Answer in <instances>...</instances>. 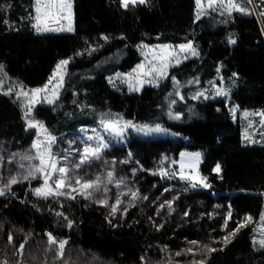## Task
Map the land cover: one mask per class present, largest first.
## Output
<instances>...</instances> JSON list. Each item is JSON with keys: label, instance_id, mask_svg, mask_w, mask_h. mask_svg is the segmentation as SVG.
<instances>
[{"label": "trees", "instance_id": "1", "mask_svg": "<svg viewBox=\"0 0 264 264\" xmlns=\"http://www.w3.org/2000/svg\"><path fill=\"white\" fill-rule=\"evenodd\" d=\"M238 1L246 13L226 16L210 12L197 19L196 0H147L127 9L120 0H73L74 31L39 34L33 27L36 0H0V71L4 73L0 77L7 79L0 87V153L9 154L15 140L27 133L15 88L44 86L57 64L71 59L67 84L56 104L36 110L37 119L57 138L56 143L65 142L69 132L83 124L82 114L92 105L122 113L138 124L165 125L182 137L132 136L126 142L127 160L138 165L134 179L138 194H150L151 200L167 188L179 195V207L184 202L193 204L186 216L166 219L150 208L133 207L120 222L78 198L46 199L25 186H16L10 193H17L15 206L24 221H16L0 207V262L264 264V248L252 242L253 224L264 213V144L243 143L242 124L232 120L230 108L236 105L240 110L264 113V3ZM139 43H193L200 55L139 94L114 90L107 76L140 62L135 49ZM220 65L224 80L232 85L230 104L188 98L189 92L204 88L216 77ZM10 88L13 92L4 94ZM180 92L183 99L178 98ZM184 151L202 153V184L180 178ZM217 164L219 172L214 171ZM162 171L167 175H161ZM204 188L233 194L230 218L201 214L198 203ZM239 223L246 226L225 244L223 238ZM48 234L67 241L63 259L50 250L56 246L48 244ZM190 241H197L198 246ZM22 243L23 253L17 254ZM204 245L216 251L208 253ZM188 248L196 254L175 255Z\"/></svg>", "mask_w": 264, "mask_h": 264}, {"label": "rangeland", "instance_id": "2", "mask_svg": "<svg viewBox=\"0 0 264 264\" xmlns=\"http://www.w3.org/2000/svg\"><path fill=\"white\" fill-rule=\"evenodd\" d=\"M253 1L254 0H252V2ZM237 2L239 3L238 0ZM239 5L241 7L240 3ZM198 12L200 13V19L210 12L218 14L223 13L221 15L231 16L233 13L238 11L233 10L232 14L228 15L227 11L222 8L217 7L216 10L210 9L207 5V0H202V4L200 8H198L197 13ZM246 12L247 11L241 13ZM71 22L74 31L73 0ZM68 23L69 21L67 19H61L59 24H54L51 21H48L50 27H66ZM73 31L40 32L39 34H70ZM187 44L192 45V49H194L197 53L196 55L192 54V49L186 51L180 50V45ZM164 46L169 47L165 50ZM135 49L141 58L140 62L130 70L118 71L106 78L107 83L116 91H125L127 94H139L145 87L158 86L168 78L172 69L180 67L189 60L198 58L200 55L199 49L195 47L193 43H183L178 45H150L147 43H139ZM64 60H67L68 64L66 66L62 65L60 71H57L56 66L53 72V74L56 73V75L53 76L52 74L50 77L52 78V82L49 84L48 80L46 83L48 88L45 91L37 93L33 96L32 90L34 89H25L21 86L18 88L16 87L14 90L16 94L23 92L28 93L27 96L17 95L22 103L27 133L19 136L15 140L11 146L9 154L0 153V189H3L5 193L3 196H0V207L3 208L6 213H9L16 221L23 222L24 220L19 217L17 207L15 206V196H17V193H10V191L16 186H25L27 191L31 190L33 192H35L37 188L44 187L45 174L44 172L37 171V169L41 166L37 153L45 150L47 146L46 136L42 129L39 127L29 128L28 124L31 122L37 125H43V129H46L47 133L53 136L45 123L37 119L36 110L40 106L51 107L52 105H55L60 98V95L67 84L69 66L71 64V59ZM60 62L57 65H59ZM165 64V75L163 77L160 76L159 71H153L154 68L157 70L161 69ZM139 65H144L143 69H140L138 67ZM221 69L222 65L219 66L218 74L212 81L208 82L204 88H199L189 92L187 95L188 98L192 99L194 95L203 92V96H198V98L193 100H225L229 105L231 102L230 90L232 89V85L224 80L221 74ZM3 74L4 73H1L0 71V75ZM61 76L63 78L62 84L59 83ZM141 81H143V83H141ZM6 82L7 79L4 76H1L0 87H2L3 83L6 84ZM130 85L132 86V90H130ZM44 86L39 88H44ZM54 88L56 91L55 95L53 93ZM136 89L139 90L137 91ZM217 93L220 94L218 95ZM224 93H227V95ZM177 95L178 98L183 97L181 92L177 93ZM48 100H52V103H48ZM71 100L72 99L69 101ZM76 107L79 108L78 105H76ZM230 108L232 120L235 122L240 121L242 124L243 143L249 146L264 144V135H262V133H264V126H262V120H264V117L259 115L262 111L240 110L236 105H230ZM29 109L31 110L29 111ZM233 109L235 111H233ZM78 112L79 111H76V113ZM245 113L248 115L245 116ZM82 115L84 118L83 124L73 128L71 132H69V138L65 142L58 145L56 143L57 138L54 136L56 138L55 142L51 143L52 160L46 161V163L55 162L57 168L65 167L68 170L66 183L71 184L76 188H80V185L75 183L77 178H81L83 182V180L95 181L97 177H99V186L101 191H93V195L88 199H85L77 192H70V189L67 187L62 189V191L70 192L71 196L82 200L87 206L99 208L106 215V217L109 219H119L120 222H123L124 217L133 207H139V210L142 211L150 208L156 216L163 219L175 215L179 218L186 216L193 204L190 202H184V204L179 207V195L169 192L170 190L167 188H163L161 193L152 195L151 200H148L150 194L142 196L138 194L135 185L136 183L134 182L135 177L138 175V165L127 160L126 149V142L130 140L132 136L142 139L172 138L178 140L182 137L180 134L162 124H138L127 119L122 113L115 112L111 109L103 110L94 105L89 106ZM101 121L119 122L120 127H123L125 122L129 121L134 126L148 125L149 127L154 128L159 125L164 131L142 132L136 131L135 127H129L124 129L122 136H115L104 129ZM89 136L93 137V139L88 140L87 138ZM98 137H103V142L108 144L107 148L101 149L100 158L90 160L88 163L81 165L78 169L75 168L73 161L77 163L79 162L78 157L83 152L86 145L95 147L98 143ZM33 144H37L38 147H33ZM194 153L201 154L198 162L190 159L191 155ZM182 154L185 155L183 157L182 155L180 156V174L182 172L185 176L196 177L193 181L202 184L199 174V166L202 162V153L200 151H184ZM181 164L184 165L183 169L181 168ZM45 171H51V169L46 168ZM108 172L112 173V183H108ZM60 175L61 174L58 171L54 172L49 179V185L54 186L55 180ZM12 178H15L17 183L12 184ZM117 184H119V187H117ZM132 193H136L135 199H133ZM232 196V193L217 194L209 191L207 188H204L199 201L200 203H198L201 214L208 217L221 214L229 217L230 200ZM67 197L68 196L66 195H49L46 199H67ZM117 197L121 201V204L119 205L121 210L116 213H112L111 207L115 204ZM145 197H147V199H144ZM101 200H106L107 206L101 204ZM11 202H14V205L11 206ZM169 203H171V208L168 207ZM262 215H264V213H262ZM36 223L38 226L41 225L39 220ZM262 229H264V221L260 218L258 222L253 224L252 242L257 248H264L260 246V240L264 239V231H262ZM232 239L233 236L230 237V241Z\"/></svg>", "mask_w": 264, "mask_h": 264}, {"label": "snow or ice", "instance_id": "3", "mask_svg": "<svg viewBox=\"0 0 264 264\" xmlns=\"http://www.w3.org/2000/svg\"><path fill=\"white\" fill-rule=\"evenodd\" d=\"M121 2V6L124 7L125 9H127L129 7V5L131 4L132 6H135L137 4H145L147 2V0H120ZM246 2L248 4L252 3V0H246ZM262 3H264V0H262ZM196 4L197 7L200 8L201 4H202V0H196ZM207 5L210 9L212 10H216L217 7L224 9L225 11H227L228 15L232 14V11H238V12H244L246 11L245 8L240 7L239 3L237 2V0H207ZM35 12H36V16H35V20L36 23L33 25V27L35 28L36 32L40 33V32H55V31H73V26H72V22H71V17H72V0H36V8H35ZM223 14V13H221ZM261 15H264V11L261 12ZM200 13H197V19H199ZM61 19H67L69 21L68 25L66 27H50L48 24V21H51L54 24H59ZM230 43H235V40H231ZM169 46H164V49L166 50ZM180 50L181 51H186L189 49H192V45L191 44H187V45H180ZM192 54L196 55L197 53L195 52L194 49H192ZM68 61L67 60H63L60 62L59 65H57V71H60L61 66L62 65H67ZM140 69H143L144 65H139L138 66ZM166 68V64L159 70L157 69H153V71H159V74L161 77H163L165 75V71L164 69ZM0 69H2V66H0ZM56 73L53 74V76H55ZM62 76H61V80L59 83L62 84ZM174 83H177L175 81V78H173ZM52 82V78L49 79V84H51ZM141 83H143V81H141ZM130 90H132V86L130 85ZM48 88V85L46 84L44 86V88H37L32 90V94L33 96L37 93H40L42 91H45ZM137 91L139 89H136ZM12 91V89L10 88L8 90V92H5L4 94L8 95L10 94ZM53 93L54 95L56 94L55 88L53 89ZM218 95L220 93H217ZM225 95H227V93H224ZM19 95H24L27 96L28 93L23 92V93H18ZM169 95H171V93H169ZM204 93L200 92L197 95H194L192 97V99H196L198 98V96H203ZM207 98V97H205ZM181 99H183V97H181ZM48 103H52V100H48ZM172 103H176L175 100L172 101ZM31 109H29L30 111ZM233 111H235L233 109ZM248 114L245 113V116H247ZM259 115H261L262 117H264V113H259ZM169 116L172 117V113L169 112ZM175 118H179V114H177L175 116ZM104 129L106 131H109L110 133L114 134L115 136H122L123 135V131L125 128H129V127H135L136 131H142V132H161L164 131L159 125H157L154 128L149 127L148 125H144V126H134L132 125V123L129 122H125V124L123 125V127L119 126V122H104L101 121ZM262 126H264V120H262ZM29 128H35V127H39L40 129H42L45 133L46 136V141H47V146L45 148V150L43 152H38L37 153V157L40 159V167L37 169V171L40 172H44L45 174V180H44V187L43 188H37L35 190V194L37 196H43L45 198H47L49 195H54V196H62V195H66L71 199H75L74 196L70 195V192H77L79 195L83 196L85 199H88L89 197H91L93 195V191H101L100 189V178L97 177V179L95 181L93 180H83L81 178H77L75 183L80 185V188H76L73 187L71 184L66 183L67 180V169L65 167H59L57 168V165L55 162H51V163H46V161H51L52 160V153H51V143L55 142V137L51 136L50 134L47 133L46 129H43V125H37L34 123L29 122L28 124ZM262 135H264V133H262ZM247 138V137H246ZM88 140H92L93 137L89 136L87 138ZM98 143L95 147L91 146V145H86L83 149V152L80 154V156L78 157V163L73 161V165L75 168H80L81 165L88 163L90 160H95V159H99L100 158V153H101V149L102 148H107L108 144L104 143L103 137H98L97 138ZM33 147H38L37 144H33ZM131 155V154H129ZM182 157L185 154H181ZM200 153H194L191 155L190 159H193L195 161H199L200 159ZM27 158H31V157H27ZM184 165L181 164V168L183 169ZM46 168H50L51 171H45ZM59 172L61 175L55 180L54 182V186H50L49 185V179L51 178L52 174L54 172ZM214 171L219 172L220 171V165L217 164L216 168L214 169ZM31 175V173H30ZM161 175H167L166 172H161ZM180 178L181 179H185V180H195L196 177H191V176H185L182 172L180 174ZM11 183L15 184L17 183L15 178L11 179ZM108 183H112V173L108 172ZM193 186H195V184H193ZM69 188L70 192H65L62 191V189L64 188ZM117 187H119V184H117ZM5 193L3 191V189H0V196H3ZM133 199L136 198V193H132ZM144 199H147V197H145ZM101 204H104L105 206H107V201L106 200H101L100 201ZM121 204V201L119 200V198L117 197L115 204L111 207V211L112 213H116L117 211L121 210L119 208V205ZM134 206V205H133ZM169 208H171V203H169L168 205ZM58 215H61L60 213H58ZM231 217V214L229 213V217ZM246 220L248 222H251V217H247ZM261 220L264 221V215H262ZM69 226H71V222H69ZM225 227H227V219L225 220ZM246 224L245 223H239L237 225V227L232 230L228 235H226L223 238V242L225 244H227L228 242H230V237L235 236L236 233L240 230V228L245 227ZM262 231H264V229H262ZM8 242L9 244L12 243V237L9 236L8 237ZM26 243V242H25ZM192 245H197L198 246V242L197 241H190L189 242ZM48 244L49 245H54L56 246L55 249H50L53 251H56L57 256L61 259H63L64 257V249H65V245L67 244L66 240H61V241H57L55 239V237L52 236V234H48ZM260 246L264 247V239L260 240ZM25 245L22 243L19 245V248L17 249V254H22L23 250H24ZM204 248L206 249V251L208 253L211 252H215L216 249L215 248H211L207 245H204ZM192 254L195 255L196 253L193 252L192 248H188L185 249L183 252H177L175 253L176 256H180L182 254ZM0 264H8L7 261H3L0 262ZM192 264H204L203 261H193Z\"/></svg>", "mask_w": 264, "mask_h": 264}]
</instances>
